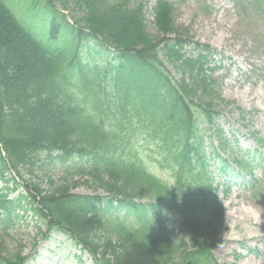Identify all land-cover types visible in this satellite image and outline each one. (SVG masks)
Returning a JSON list of instances; mask_svg holds the SVG:
<instances>
[{"label":"trees","instance_id":"obj_1","mask_svg":"<svg viewBox=\"0 0 264 264\" xmlns=\"http://www.w3.org/2000/svg\"><path fill=\"white\" fill-rule=\"evenodd\" d=\"M14 1L40 19L28 24L0 0V229L10 231L23 201L46 233L65 235L94 264H217L228 227L208 171L219 158L207 146L214 128L223 136L214 50L174 24L169 0ZM95 48L113 56L104 71L84 59ZM89 107L94 115L84 114ZM145 155L174 183L146 175ZM42 156L65 174L49 189L24 178ZM255 158L264 168V155ZM234 163L252 175L246 156ZM18 181L24 195L10 199ZM80 187L107 196L79 195ZM1 254L0 244V264L30 259Z\"/></svg>","mask_w":264,"mask_h":264},{"label":"rangeland","instance_id":"obj_2","mask_svg":"<svg viewBox=\"0 0 264 264\" xmlns=\"http://www.w3.org/2000/svg\"><path fill=\"white\" fill-rule=\"evenodd\" d=\"M8 1L18 17L35 26L40 19L37 10L27 12L28 6L24 1L18 5L14 0ZM169 2L174 7V24L188 29L194 41L210 46L216 52L218 65H221L217 77L223 101H219L216 106L220 112L217 124L223 131L221 138L229 141L230 148H234V140L237 139L241 152L244 154L250 150L252 154L257 148L254 133L262 138L264 144V0ZM146 13L148 30L155 35L157 32L153 25L152 9L148 7ZM83 55L92 67L103 71L113 63L112 55L106 57L96 48L93 52L84 49ZM107 84L109 87V81ZM219 138L213 134L214 145L219 142ZM226 154L231 155L229 152ZM41 160L34 176L26 173L24 178H30L44 189H49L51 181L61 182L65 174L58 162L47 160L44 156ZM211 163V174L216 182L222 186L227 182L231 185L228 195L222 189L218 194L228 231L223 237L224 245L214 252L217 263L264 264V171L261 168L254 169L253 175L259 181V186L257 189H246L233 173L227 178L221 177L217 165ZM73 179L81 181L76 176ZM18 182L17 188L13 184L9 186L11 189L16 188L10 194V199L16 200L24 194L21 189L23 183ZM4 186L0 181V188ZM76 193L106 197L104 191L95 188L80 187ZM20 206L10 231L5 233L0 229L2 257H13L18 250H22L23 256L31 255L27 264H94L90 256L82 254L65 236L53 233L46 238L42 236L46 230L38 217L27 210L23 201ZM167 220L172 228H177L176 215Z\"/></svg>","mask_w":264,"mask_h":264},{"label":"clouds","instance_id":"obj_3","mask_svg":"<svg viewBox=\"0 0 264 264\" xmlns=\"http://www.w3.org/2000/svg\"><path fill=\"white\" fill-rule=\"evenodd\" d=\"M85 115H94V111L89 107L86 109ZM144 172L146 175L153 177L161 183H174L170 173L166 169H160L155 161L148 159L147 156H142Z\"/></svg>","mask_w":264,"mask_h":264}]
</instances>
